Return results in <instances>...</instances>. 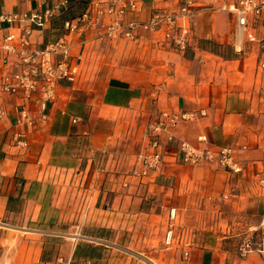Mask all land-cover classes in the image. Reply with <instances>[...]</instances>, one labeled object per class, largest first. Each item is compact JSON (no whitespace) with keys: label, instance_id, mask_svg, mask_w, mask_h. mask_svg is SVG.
Masks as SVG:
<instances>
[{"label":"crops","instance_id":"0c3cea01","mask_svg":"<svg viewBox=\"0 0 264 264\" xmlns=\"http://www.w3.org/2000/svg\"><path fill=\"white\" fill-rule=\"evenodd\" d=\"M76 1L0 0V43L38 12L45 22L30 23L29 40L45 47L65 37L78 67L45 109L41 93L0 86V264H184V251L190 264H264L237 251L248 232L264 233V46L247 37L264 42V10L241 30L236 0H195L199 9L179 21L189 29L181 50L165 27H141L135 39L93 26L66 35L63 15ZM138 1L126 19L184 0ZM6 56L0 48V85L17 69L18 57ZM166 109L206 115L181 121L161 167L143 174L138 156L154 150L148 127ZM200 135L233 147L241 171L184 163L177 142L201 148ZM172 227L182 241L167 248Z\"/></svg>","mask_w":264,"mask_h":264},{"label":"built area","instance_id":"2783aa9c","mask_svg":"<svg viewBox=\"0 0 264 264\" xmlns=\"http://www.w3.org/2000/svg\"><path fill=\"white\" fill-rule=\"evenodd\" d=\"M141 3L138 0H95L90 7L82 13L80 17L65 21L64 27L68 31L66 35L72 33L80 26H93L98 28L100 35L113 38L135 39L134 31L139 28L157 31L166 28V40L173 42L176 48L184 50L187 48V35L189 29L182 26L179 21L182 18L191 16L199 9L195 0H184L177 9L168 11L162 8H155L148 20L126 19L130 10L138 11ZM233 10L238 18V27L246 30L250 24V17L258 18L264 10V0H236L232 3ZM27 23L18 34L9 33L2 39L0 48L6 53V60L11 56H17L15 63L17 69L12 74V78L6 79L0 86L1 91L11 94H21L25 98H31L33 93H41L40 104L46 108L49 101L55 100L58 96L57 88L63 81H74L78 73V67L71 61V46L65 37L57 39L46 45L39 47L29 40L31 34L30 23L45 22L44 16L38 12L24 15ZM7 19V17H4ZM168 29V31H167ZM250 41H257L264 46L253 32H248ZM6 61V62H7ZM20 119L32 121L29 111L25 107L19 108ZM206 115L204 110L200 111H175L163 110L159 118L152 122L147 131L149 145L148 148L139 154L138 161L143 165V174H147L150 169H159L163 162V148L165 145L175 141L176 134L173 130L183 120L196 119ZM163 136L166 139H163ZM199 141L204 143L203 147H197L191 141L179 139L177 147L184 163L191 166L210 165L214 167H225L233 172L241 171V165L235 161V149L231 146L216 147L209 143L205 135L199 136ZM264 186V175L260 178ZM177 209H170V218L176 219ZM177 238V240H176ZM182 241L181 234H175L174 228H170L164 238V245L168 248ZM237 251L241 256L256 252L264 262V233L253 230L244 235L237 246ZM2 246L0 244V257ZM184 264H190L189 251H184ZM148 264H156L148 259Z\"/></svg>","mask_w":264,"mask_h":264},{"label":"trees","instance_id":"16d2710c","mask_svg":"<svg viewBox=\"0 0 264 264\" xmlns=\"http://www.w3.org/2000/svg\"><path fill=\"white\" fill-rule=\"evenodd\" d=\"M90 1L91 0H77L75 3H73L69 11L63 15V22L65 23V21L80 17L82 13L86 10L87 4Z\"/></svg>","mask_w":264,"mask_h":264},{"label":"rangeland","instance_id":"374dc122","mask_svg":"<svg viewBox=\"0 0 264 264\" xmlns=\"http://www.w3.org/2000/svg\"><path fill=\"white\" fill-rule=\"evenodd\" d=\"M163 255H164V252H163ZM149 260H152L154 263H156V264H164L162 261H160V260H157L156 258H148Z\"/></svg>","mask_w":264,"mask_h":264}]
</instances>
